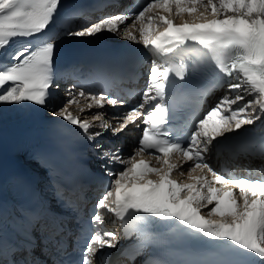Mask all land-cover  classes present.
I'll return each mask as SVG.
<instances>
[{"label":"snow or ice","instance_id":"obj_1","mask_svg":"<svg viewBox=\"0 0 264 264\" xmlns=\"http://www.w3.org/2000/svg\"><path fill=\"white\" fill-rule=\"evenodd\" d=\"M61 7L62 0H0V109L44 108L75 126L96 150L99 179L108 177V186L87 220L78 187L54 186L59 212L34 192L16 209L18 241L5 243L0 234V264H49L34 255L36 232L41 243L49 241L51 264H94L98 254L109 264L110 250L133 237L119 252L129 264L141 256V264H162L150 251L161 243V229L215 249L220 258L213 264H264V173L237 176L210 162L234 148V154L264 159V0H144L79 26L73 13L54 30ZM104 33L140 44L153 57L138 100L114 116L115 123L103 109L127 104L122 96L75 82L60 94L64 77L79 69L57 64V41ZM18 39L30 42L10 50ZM216 90L224 94L214 105L184 119L177 115L180 100ZM86 112L90 119L82 117ZM141 124L138 146L128 155L98 139ZM65 212L76 223L73 252L84 241L77 259L68 252L73 232ZM106 218L123 233L104 229Z\"/></svg>","mask_w":264,"mask_h":264},{"label":"bare ground","instance_id":"obj_2","mask_svg":"<svg viewBox=\"0 0 264 264\" xmlns=\"http://www.w3.org/2000/svg\"><path fill=\"white\" fill-rule=\"evenodd\" d=\"M130 11L125 10V12ZM119 12V10L113 11L112 13L115 14ZM224 94V92H223ZM222 96L220 94L217 95V99ZM216 99V100H217ZM1 110V109H0ZM29 110V107L27 105H25V107L23 108H13L12 111L14 113H12V116H6L3 115L2 116V112H0V134H3L5 132H7L9 129H11L12 127H15L17 124L19 123H40L41 120L38 119H42L43 117H47L46 115L51 114V111L48 109H44V108H34L32 115H25L27 114V111ZM77 110L75 109V112ZM103 111L105 112V116L107 118H109L110 116H112L113 111H115V109H113L111 106H105V109H103ZM38 113H42L41 115H37ZM210 162L212 163V165L214 167L220 168V167H230L232 169H235L237 172H240L241 175H247L248 174V168L251 170H254L257 172V174L259 173H264V159L262 158H254L252 156H241L238 158H232L230 157L228 154L223 153L217 157L215 160H213V157H211ZM185 167H187V165H185ZM178 175V174H177ZM184 179V178H183ZM94 192L90 190L89 194H93Z\"/></svg>","mask_w":264,"mask_h":264},{"label":"rangeland","instance_id":"obj_3","mask_svg":"<svg viewBox=\"0 0 264 264\" xmlns=\"http://www.w3.org/2000/svg\"><path fill=\"white\" fill-rule=\"evenodd\" d=\"M65 87L63 86V88H61L60 89V94L62 95V93H63V89H64ZM73 108H75V106H73ZM12 109L13 108H7V107H5V108H2L1 110H0V112H2L1 114H2V116L3 115H6L7 117L10 115V116H12L11 114H12ZM97 111H100L99 109H92V112L94 113V112H97ZM87 113V112H86ZM89 115H91V113H89ZM1 119V118H0Z\"/></svg>","mask_w":264,"mask_h":264}]
</instances>
